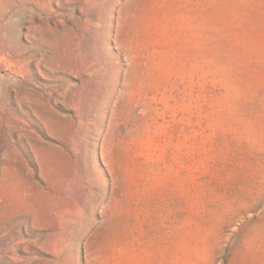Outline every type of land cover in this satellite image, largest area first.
Masks as SVG:
<instances>
[{
    "label": "rangeland",
    "instance_id": "1",
    "mask_svg": "<svg viewBox=\"0 0 264 264\" xmlns=\"http://www.w3.org/2000/svg\"><path fill=\"white\" fill-rule=\"evenodd\" d=\"M0 264H264V0H0Z\"/></svg>",
    "mask_w": 264,
    "mask_h": 264
}]
</instances>
